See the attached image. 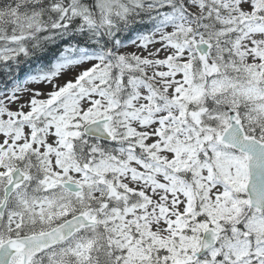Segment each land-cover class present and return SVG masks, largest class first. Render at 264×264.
Listing matches in <instances>:
<instances>
[{
  "label": "snow or ice",
  "instance_id": "obj_1",
  "mask_svg": "<svg viewBox=\"0 0 264 264\" xmlns=\"http://www.w3.org/2000/svg\"><path fill=\"white\" fill-rule=\"evenodd\" d=\"M0 264H264V0H0Z\"/></svg>",
  "mask_w": 264,
  "mask_h": 264
}]
</instances>
